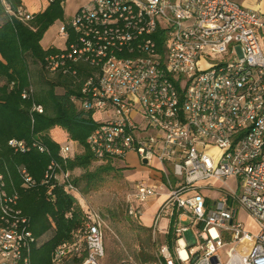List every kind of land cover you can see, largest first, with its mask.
<instances>
[{"label":"built area","instance_id":"2783aa9c","mask_svg":"<svg viewBox=\"0 0 264 264\" xmlns=\"http://www.w3.org/2000/svg\"><path fill=\"white\" fill-rule=\"evenodd\" d=\"M5 7L24 24L33 18L22 5ZM57 35L62 45L43 68L80 81L71 100L97 122L86 138L93 157L120 162L134 152L145 166H159L157 183L131 186L125 210L137 221L142 204L165 192L156 219L169 216L176 241L140 264H264V14L235 0H89ZM32 92L29 86L21 96ZM30 109L43 112L35 102ZM7 145L28 148L15 138ZM70 148L60 145L63 160L73 155ZM18 174L24 188L45 186L50 201L55 186L80 198L71 173L55 161L40 180L24 167ZM3 179L0 173V264H31L37 240ZM228 179L235 188L215 187ZM205 189L218 198L208 200ZM233 204L249 214L255 231L237 219ZM81 210L82 225L56 246L51 264H99L104 256L103 217ZM186 215L200 228L195 247L182 237L188 226L178 225Z\"/></svg>","mask_w":264,"mask_h":264},{"label":"trees","instance_id":"16d2710c","mask_svg":"<svg viewBox=\"0 0 264 264\" xmlns=\"http://www.w3.org/2000/svg\"><path fill=\"white\" fill-rule=\"evenodd\" d=\"M63 1L52 0L24 24L5 7L15 11L21 6V0H0V173L7 192L18 194V207L29 220V230L37 240L30 250L31 264H51L54 249L72 239V232L82 225L83 214L77 200L59 186L53 188L52 201L45 195V186L22 187L18 168L24 167L37 180L51 161L70 173L81 169L83 173L71 177L80 192L98 189L107 175L117 174L119 168L125 169V166L116 168L109 158L91 168L97 160L87 147L86 138L97 122L92 112L80 110L71 100L72 96L79 95L80 81L58 73L53 81H44L46 87H38L42 83H38L39 76L33 80L30 75L32 63L39 64L44 70L46 56L57 51L56 47L43 48L40 41L53 23L64 21ZM29 86L33 89L32 94L22 98L23 90ZM56 87H62L63 92L57 93ZM32 102L42 105L43 112H31ZM54 127L61 128L68 140L82 148L81 152L63 160L59 154L60 144L49 135ZM11 138L23 140L27 150H11L7 145ZM33 144L42 146L44 151ZM173 228L174 224L170 222L164 234V244L170 249L176 241ZM140 230L147 233L149 244L157 245V240L151 238L150 228L140 227ZM142 256L145 261L155 258L143 252Z\"/></svg>","mask_w":264,"mask_h":264},{"label":"rangeland","instance_id":"374dc122","mask_svg":"<svg viewBox=\"0 0 264 264\" xmlns=\"http://www.w3.org/2000/svg\"><path fill=\"white\" fill-rule=\"evenodd\" d=\"M89 0H64V21L71 19L72 15L80 6L85 5ZM237 1V0H236ZM62 21H56L50 26L47 31L44 33L41 43L44 47L55 45H61L62 40L57 35L58 28ZM261 48L264 50V37L259 38ZM226 60V59H225ZM30 66V75L32 79L39 76L38 87H46L44 84L46 80L53 81L55 76L45 72L41 69L40 65L37 63H32ZM34 89L36 85H33ZM57 93H62V87L55 88ZM77 106V105H76ZM78 107V106H77ZM96 119H100L99 114L95 115ZM50 137L54 138L60 145L69 144L72 149V154L80 153L82 148L76 146L72 141L68 140L67 134L59 127H54L49 131ZM132 161L133 158L131 157ZM125 160V159H124ZM123 161H113V164L116 168L123 167ZM123 162V163H122ZM102 162L96 161L93 164L94 168L96 164H101ZM119 170L120 173L118 172ZM123 170L119 168L117 174L107 175L106 179L103 180V183L98 189L80 192V198L77 200L80 208L90 207L96 210L101 214L104 220V256L99 258V264H140L143 260L142 252L145 254H152L156 257L159 254L160 246L164 244V236L160 237L158 235H152L151 238L157 240V245L149 244V237L147 233L143 230H140V226L136 220L131 219L126 214L125 210V201L128 194L131 192L132 187L124 178ZM82 172L81 169H75L71 172L70 177L79 176ZM121 176H120V175ZM226 184L230 188H235L234 179H228ZM215 187H221V184L215 183ZM203 195L210 194L204 190L201 191ZM237 208V218L239 221L244 223L245 226L250 227V229H256L252 222L250 221L249 214L245 210ZM158 220H160V229H164L167 226L169 227V216L164 213H159ZM179 226H188V230L183 233V239L187 244H190L192 247H195L196 244H199V238L197 233L199 232L198 225L193 222L191 216L186 215L184 221L178 222ZM221 250V257L225 260V250Z\"/></svg>","mask_w":264,"mask_h":264},{"label":"crops","instance_id":"0c3cea01","mask_svg":"<svg viewBox=\"0 0 264 264\" xmlns=\"http://www.w3.org/2000/svg\"><path fill=\"white\" fill-rule=\"evenodd\" d=\"M236 2H238L239 4H241L242 6L246 8H249V9H252V10H255L257 12H261L264 14V0H237ZM21 5L24 6L28 11L34 14V13L43 11L47 7L48 3L46 2V0H21ZM40 44L45 49L48 47L49 48L59 47V45L51 46L50 44L44 47L41 41H40ZM131 157L133 158V161ZM138 159L139 158L134 152H129L125 157L124 163L122 162L123 165L125 166V170H123L122 173L127 183L130 184L131 186H133L137 181H141V180L146 181L151 184L157 183L160 177V173L156 168H158L159 166L157 165L156 168H151L149 166H145L142 163V161ZM219 184H221V187H223L224 185H227L226 182L223 185L222 183H219ZM204 191L210 193L208 195H204L208 200L214 201L219 196L218 192L215 190L205 189ZM165 199H166L165 192H160V195L150 197L147 201H145L142 204V214L140 215V218L136 221L141 228H150L152 231V235H158L160 237L164 236V234L167 232V229H168V226L164 229H160V226H159L160 220L156 219V215L160 211V207L165 201ZM232 207L237 217V212H238L237 208L235 207L234 204L232 205ZM249 219L252 222V225H254V227L257 229L252 219L251 218ZM170 222L171 220L169 219V224ZM246 228L249 229L250 231L256 230V229L252 230L248 226H246Z\"/></svg>","mask_w":264,"mask_h":264},{"label":"bare ground","instance_id":"6f19581e","mask_svg":"<svg viewBox=\"0 0 264 264\" xmlns=\"http://www.w3.org/2000/svg\"><path fill=\"white\" fill-rule=\"evenodd\" d=\"M180 255L182 256V257H185L184 255H185V251H184V249H180Z\"/></svg>","mask_w":264,"mask_h":264},{"label":"water","instance_id":"95a60500","mask_svg":"<svg viewBox=\"0 0 264 264\" xmlns=\"http://www.w3.org/2000/svg\"><path fill=\"white\" fill-rule=\"evenodd\" d=\"M143 164H146V159H141Z\"/></svg>","mask_w":264,"mask_h":264}]
</instances>
